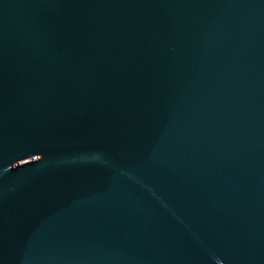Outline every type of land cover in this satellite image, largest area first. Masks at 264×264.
Listing matches in <instances>:
<instances>
[{
    "label": "water",
    "instance_id": "water-1",
    "mask_svg": "<svg viewBox=\"0 0 264 264\" xmlns=\"http://www.w3.org/2000/svg\"><path fill=\"white\" fill-rule=\"evenodd\" d=\"M0 264H264V0H0Z\"/></svg>",
    "mask_w": 264,
    "mask_h": 264
}]
</instances>
